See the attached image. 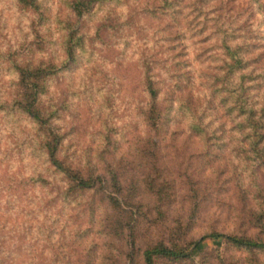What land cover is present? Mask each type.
Here are the masks:
<instances>
[{"label":"clouds","instance_id":"obj_1","mask_svg":"<svg viewBox=\"0 0 264 264\" xmlns=\"http://www.w3.org/2000/svg\"><path fill=\"white\" fill-rule=\"evenodd\" d=\"M262 54L264 0H0V264H264Z\"/></svg>","mask_w":264,"mask_h":264},{"label":"rangeland","instance_id":"obj_2","mask_svg":"<svg viewBox=\"0 0 264 264\" xmlns=\"http://www.w3.org/2000/svg\"><path fill=\"white\" fill-rule=\"evenodd\" d=\"M166 7H171V6L166 5ZM152 15H155V12H153ZM207 31H208V26L202 27L200 29V35L202 36L200 43L203 45H209V42L212 39V36L204 35V33ZM179 39H180L179 34L176 37L171 38L170 40L171 47L169 50L175 53L176 58L182 63V66L180 64H177L176 67L179 69H182L183 67H187V63L184 61V55H185L184 49L177 46ZM252 47L253 48L258 47V45H253ZM213 50H214V47H204L203 50L199 53V57L207 56ZM260 58H261V63H262V61H264V54H262ZM249 66H252V70L254 68L253 72L256 73V66L258 65L255 63H250ZM255 73H253V77L250 78L249 80L261 82V83H256L253 85L256 88L264 87V77H259ZM189 83H191L190 74H189ZM217 84L218 85L220 84V80H217ZM225 91L227 90L225 89ZM226 102H227L226 98L224 101H221V103H226ZM234 110H235L234 108L228 109L226 112V116L230 117ZM253 113L256 116V112L253 111ZM261 121H264V110H262L261 112ZM254 125L255 127H253ZM248 126L252 128V131L245 137V140H251L252 141L251 148L253 149V151H256L259 148V146L262 143H264V123H261L260 121H255L253 126L251 125H248ZM221 127L223 128V125H221ZM239 128L241 131L244 130V127H239Z\"/></svg>","mask_w":264,"mask_h":264},{"label":"trees","instance_id":"obj_3","mask_svg":"<svg viewBox=\"0 0 264 264\" xmlns=\"http://www.w3.org/2000/svg\"><path fill=\"white\" fill-rule=\"evenodd\" d=\"M166 5H165V7H166ZM168 6H171V5H168ZM204 27H207V24H205ZM227 52H228L229 55H232L231 49H227ZM250 63H255V64H257L259 66L261 64V58L260 57H257L254 60L249 61L247 64H245L243 61H238V60L237 61H234V68L239 69V68L249 67V64ZM178 64H180L182 66L181 61ZM232 70H234V69L233 68H230L229 69V72L231 73ZM253 70H254V68H253ZM253 70H252V74H250L248 77H245L244 79L249 80L250 78H252L253 77V73H255V72H253ZM258 76L259 77H264V75H258ZM221 83L222 82L220 81V84ZM245 91L247 92V90H245ZM226 101H227V98H226ZM244 103H248V101L247 100H244ZM253 111L247 112V115L249 116V124L248 125H251V126H253L254 122L256 121L254 119L255 118V114L253 113ZM240 114L241 115H245L246 114V109L240 108ZM238 127H243V126H238ZM253 127H255V125Z\"/></svg>","mask_w":264,"mask_h":264}]
</instances>
